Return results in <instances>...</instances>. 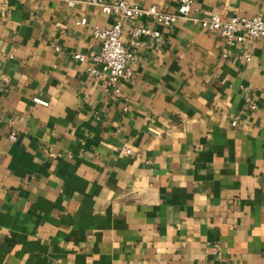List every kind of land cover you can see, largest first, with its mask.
Here are the masks:
<instances>
[{"label": "crops", "instance_id": "crops-1", "mask_svg": "<svg viewBox=\"0 0 264 264\" xmlns=\"http://www.w3.org/2000/svg\"><path fill=\"white\" fill-rule=\"evenodd\" d=\"M192 6L264 20V0ZM113 20L89 0H0V264H264V39L242 62L196 24L123 21L124 45L132 25L159 36L114 97L71 58Z\"/></svg>", "mask_w": 264, "mask_h": 264}, {"label": "built area", "instance_id": "built-area-1", "mask_svg": "<svg viewBox=\"0 0 264 264\" xmlns=\"http://www.w3.org/2000/svg\"><path fill=\"white\" fill-rule=\"evenodd\" d=\"M89 4L97 6L102 14L113 16L114 20L108 27L92 28L91 35L98 43L97 53L88 57L81 53H72L71 58L78 62H86V75L95 80H102L101 91L103 93L110 92L114 97H118L120 94L121 82L131 77V69L128 66V63L133 60L131 48L138 45L140 37L149 36L156 40L159 36L156 30L148 26L132 25L126 31L127 44L124 45L121 41L123 36L121 23L123 21L148 19L163 27H170L175 20L196 24L204 30L216 32L223 41L226 50L221 53V58H227L232 48L240 47L242 62L250 61L247 40L264 39V20L260 15L251 17L225 16L223 13L214 12L205 17H195L191 15L195 11L192 0H177L174 13L164 12L157 5L141 7L129 4L125 0L111 2L89 0ZM83 24H85V19L75 22V25ZM31 100L35 104L45 105V102L38 97H33ZM248 106L250 109L255 108L252 102H248ZM230 124L234 125V122L232 121Z\"/></svg>", "mask_w": 264, "mask_h": 264}]
</instances>
